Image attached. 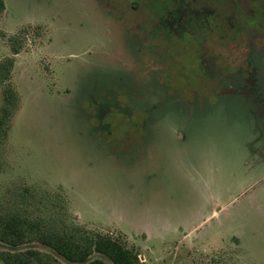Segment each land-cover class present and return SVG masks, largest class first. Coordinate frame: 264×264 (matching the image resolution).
Wrapping results in <instances>:
<instances>
[{
    "label": "rangeland",
    "instance_id": "obj_1",
    "mask_svg": "<svg viewBox=\"0 0 264 264\" xmlns=\"http://www.w3.org/2000/svg\"><path fill=\"white\" fill-rule=\"evenodd\" d=\"M96 1L5 0L0 63L15 58L20 102L0 151V207L55 209L72 228L121 235L145 264H264V103L208 99L199 84L178 102V83L157 80L159 48L129 56L121 35L140 18L127 0L117 12L101 1L110 20ZM27 249L57 256L0 242Z\"/></svg>",
    "mask_w": 264,
    "mask_h": 264
},
{
    "label": "flooded vegetation",
    "instance_id": "obj_2",
    "mask_svg": "<svg viewBox=\"0 0 264 264\" xmlns=\"http://www.w3.org/2000/svg\"><path fill=\"white\" fill-rule=\"evenodd\" d=\"M101 1L97 0L96 5L110 20L112 14L101 8ZM121 2L113 0L114 6H109V2L103 6L117 12ZM127 3L140 18L124 32L126 35L120 34L125 36L131 60L133 53L138 52L137 46L151 49V53L159 48L157 80L166 85L178 83L172 93L178 102L196 99L194 85L199 84L205 86L208 99L214 93L217 97L239 96L243 101L264 103V0H127ZM183 61L190 71L182 75L185 81L179 80L177 73ZM210 73L217 75L219 81L208 77ZM228 79L231 84L226 82ZM182 81L195 88L190 91V100L180 94L184 88ZM262 111L259 120L264 117V108ZM258 145L257 157L264 150V136Z\"/></svg>",
    "mask_w": 264,
    "mask_h": 264
},
{
    "label": "trees",
    "instance_id": "obj_3",
    "mask_svg": "<svg viewBox=\"0 0 264 264\" xmlns=\"http://www.w3.org/2000/svg\"><path fill=\"white\" fill-rule=\"evenodd\" d=\"M5 10L6 2L0 0V20ZM20 51L21 47L14 48V54ZM14 65L13 56L0 63V80L4 83L9 80L4 87L3 103L0 107V151L20 102L18 93L10 82ZM28 192L21 197L26 198ZM8 205L0 207L1 243L19 246L39 242L73 264H109L106 258L113 264H145L140 258V250L130 247L121 235L91 231L80 226L72 228L55 209L52 211L54 214L47 217L42 213L37 215L32 206L21 207L16 202ZM57 256L38 249L0 251V264L1 260L6 264H64Z\"/></svg>",
    "mask_w": 264,
    "mask_h": 264
},
{
    "label": "water",
    "instance_id": "obj_4",
    "mask_svg": "<svg viewBox=\"0 0 264 264\" xmlns=\"http://www.w3.org/2000/svg\"><path fill=\"white\" fill-rule=\"evenodd\" d=\"M1 263H2V264H6V262H5L4 260H1Z\"/></svg>",
    "mask_w": 264,
    "mask_h": 264
},
{
    "label": "crops",
    "instance_id": "obj_5",
    "mask_svg": "<svg viewBox=\"0 0 264 264\" xmlns=\"http://www.w3.org/2000/svg\"><path fill=\"white\" fill-rule=\"evenodd\" d=\"M147 130V129H146ZM178 133H181V131H177Z\"/></svg>",
    "mask_w": 264,
    "mask_h": 264
}]
</instances>
